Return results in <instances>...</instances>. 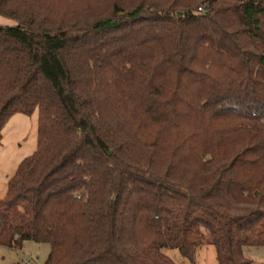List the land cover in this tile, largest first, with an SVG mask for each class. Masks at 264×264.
Returning a JSON list of instances; mask_svg holds the SVG:
<instances>
[{
  "label": "trees",
  "instance_id": "trees-1",
  "mask_svg": "<svg viewBox=\"0 0 264 264\" xmlns=\"http://www.w3.org/2000/svg\"><path fill=\"white\" fill-rule=\"evenodd\" d=\"M202 7V11L198 9ZM0 141L38 113L0 246L44 264H252L264 247V0H0ZM81 191L84 195L77 198Z\"/></svg>",
  "mask_w": 264,
  "mask_h": 264
},
{
  "label": "rangeland",
  "instance_id": "rangeland-1",
  "mask_svg": "<svg viewBox=\"0 0 264 264\" xmlns=\"http://www.w3.org/2000/svg\"><path fill=\"white\" fill-rule=\"evenodd\" d=\"M15 22L0 16V27H14ZM38 113L31 116L16 114L2 129L0 141V199L3 198L7 182L18 165L30 157L37 146ZM84 191L79 194L84 195ZM161 252L174 264H217L216 252L212 245L205 244L197 250L195 262L183 258L178 250L162 248ZM49 253L48 244L31 241L22 243L19 249L0 246V264H44ZM243 255L252 264H264V247H244Z\"/></svg>",
  "mask_w": 264,
  "mask_h": 264
},
{
  "label": "built area",
  "instance_id": "built-area-1",
  "mask_svg": "<svg viewBox=\"0 0 264 264\" xmlns=\"http://www.w3.org/2000/svg\"><path fill=\"white\" fill-rule=\"evenodd\" d=\"M198 11L201 12V11H202V7H200V8L198 9ZM81 196H82L81 194L76 195L77 198H80ZM23 264H28V261H24Z\"/></svg>",
  "mask_w": 264,
  "mask_h": 264
},
{
  "label": "crops",
  "instance_id": "crops-1",
  "mask_svg": "<svg viewBox=\"0 0 264 264\" xmlns=\"http://www.w3.org/2000/svg\"><path fill=\"white\" fill-rule=\"evenodd\" d=\"M5 195V194H4ZM4 197V196H3Z\"/></svg>",
  "mask_w": 264,
  "mask_h": 264
}]
</instances>
